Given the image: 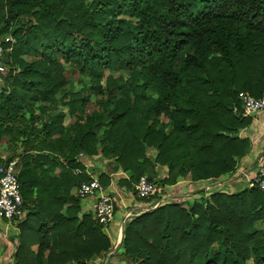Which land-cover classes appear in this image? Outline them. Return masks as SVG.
I'll return each mask as SVG.
<instances>
[{"label":"trees","instance_id":"obj_1","mask_svg":"<svg viewBox=\"0 0 264 264\" xmlns=\"http://www.w3.org/2000/svg\"><path fill=\"white\" fill-rule=\"evenodd\" d=\"M2 35L16 42L2 57L0 142L9 138V154L0 161L17 158L26 210L15 264H89L111 250L92 215L75 219L70 190L91 180L81 152L128 172L118 183L135 193L140 176L158 181L163 166L165 186L219 179L251 149L239 134L252 123L239 93L264 92V0H0ZM63 63L81 67L89 84L75 91ZM181 200L124 223L131 264H264V233L254 227L264 192L217 191L188 208ZM63 210L68 217H54Z\"/></svg>","mask_w":264,"mask_h":264},{"label":"crops","instance_id":"obj_2","mask_svg":"<svg viewBox=\"0 0 264 264\" xmlns=\"http://www.w3.org/2000/svg\"><path fill=\"white\" fill-rule=\"evenodd\" d=\"M3 87V83L0 79V88ZM38 115V112H36ZM258 120L252 122L247 130V138L251 142V149L247 155H245L238 163L237 168L241 167L244 164H252V169L255 170V161L258 157H264V113L257 117ZM73 119L70 117H66L64 124H71ZM41 137V136H40ZM41 141V138L36 139L34 146L37 145ZM253 141V142H252ZM9 138L3 137L0 142V158L6 159L9 154ZM17 146H21L20 142L17 143ZM28 151L32 154H40V155H49L47 151H39L28 149ZM152 154H156L154 149L150 150ZM22 153V149L17 151V154ZM52 157L51 155H49ZM255 157H257L255 159ZM80 162L85 166V171L90 179L97 178L100 181L102 175H106L110 177L109 185L106 186L108 193L111 195L115 202V215L113 220L106 226H103V233L110 239L111 244L113 246V250H110L108 253H102L100 255L94 256L88 263L89 264H121L125 262L126 264L130 263L122 255L120 249V241L121 237L119 236V230L122 233V222H124L125 212L134 211L141 213V210H144L150 202L145 200L137 199L136 194L132 192L125 186H121L118 182L121 180H129L130 174L128 172H124L121 169H116L112 166V160L104 158L100 153L97 155L87 156L84 154L83 157H79ZM62 159L60 158V162ZM64 162V161H63ZM168 167L163 166L158 169L159 179H163L166 176ZM237 170V169H236ZM55 173L58 172V169L53 170ZM76 172H79L76 170ZM18 173V166H17ZM234 173V172H233ZM224 175L219 179H208V180H199L197 182H192L188 179L178 178L176 184L167 185L168 191L172 192V196L175 194L181 196L183 201L185 200H193L197 199L202 195V198L206 197L207 192H209L210 188H207L205 185H214V189L221 188L219 191H223L225 193L235 191V187L238 185L239 178H234V175ZM157 180V179H156ZM192 196H187L185 193L193 191V189L198 188ZM224 185H229V187L224 191ZM135 184H133L134 188ZM76 186H73L70 190V194L72 196L78 197L76 194ZM180 187V188H177ZM177 191H176V190ZM212 189V188H211ZM201 191V192H200ZM181 192V194H180ZM175 193V194H174ZM180 194V195H179ZM232 194V193H231ZM79 198V197H78ZM177 200L179 199L176 197ZM96 204V198L94 196H86L84 198H79V207L80 210L75 213V219L81 220L83 215H92L94 217V208ZM129 210V211H128ZM54 217L63 215L64 217H68L67 211H62L61 213L53 214ZM73 214L71 213L70 216ZM31 251L36 253L39 247L38 238L33 236L31 239ZM51 242H53V238L51 237ZM19 243V230L11 227L7 222H0V264H15L14 252Z\"/></svg>","mask_w":264,"mask_h":264},{"label":"built area","instance_id":"obj_3","mask_svg":"<svg viewBox=\"0 0 264 264\" xmlns=\"http://www.w3.org/2000/svg\"><path fill=\"white\" fill-rule=\"evenodd\" d=\"M15 39L7 35L0 40V72L7 73L8 68L2 62V57L6 52L12 50ZM4 43H9L4 46ZM239 98L242 102V116L251 118L252 122L258 120V116L264 113V92L256 98L247 92H240ZM240 137H247V130L240 131ZM253 142V141H252ZM81 152L79 157H83ZM257 157H255L256 159ZM255 170L252 164H244L236 168L233 173L234 178L242 180L247 189L258 188L264 192V157L260 156L255 161ZM168 187L155 180L152 181L147 175L139 177L134 186L135 194L138 198L152 199L155 204L152 209L166 203V192ZM76 194L79 198L94 196L96 204L94 208V218L97 223L106 226L114 218L115 202L97 178H92L88 182H82L76 187ZM26 210L23 205L21 186L17 177V158L0 161V222H7L14 229L25 217ZM129 215V214H128Z\"/></svg>","mask_w":264,"mask_h":264},{"label":"rangeland","instance_id":"obj_4","mask_svg":"<svg viewBox=\"0 0 264 264\" xmlns=\"http://www.w3.org/2000/svg\"><path fill=\"white\" fill-rule=\"evenodd\" d=\"M88 1H91V0H88ZM5 36H7V35H2L1 37H0V40H3L4 39V37ZM11 36V35H10ZM33 56H35L34 55V53L33 52H30L28 55H27V59L28 60H31L32 58H33ZM81 67H72L71 65H69V64H66V63H63V69H64V75L66 76V78L70 81V83H72V85H73V87H74V89H75V91H77V90H79V89H81L84 85H87V84H89V78H90V76H89V74L88 73H86V72H83V71H81V69H80ZM113 74V76H118L117 74V72H114V73H112ZM105 76H107L108 75V72L106 71L105 72V74H104ZM59 96H60V94H58ZM92 103V108H97V105H94V102H91ZM94 106V107H93ZM60 109L61 110H63V111H66L67 110V108H66V106H60ZM160 183H161V181H159ZM207 188H210L209 189V192H207V194H206V199H208V201H209V199H210V197L212 196V194H214V193H216L217 191L218 192H223V191H219V190H221L222 189V187L221 188H216V189H214V185H211V186H209V185H205ZM198 188H196V189H193V191H191V192H187V193H185V195L187 194V196L189 195V196H192L193 194H194V192L196 191V190H199V187H200V185H198L197 186ZM229 187V185H224V187H223V190L224 191H226V190H229V189H227ZM212 188V189H211ZM226 189V190H225ZM235 191H233V192H229L228 194H235V193H240V192H242L243 190H245L246 189V187H245V184H244V182L242 181V180H239L238 181V185L235 187ZM169 189H167V192H166V203H170V204H172V203H177V202H179L178 200H177V198L176 197H178V198H180L181 199V196H178V194H175L174 195V197L172 196L173 194H172V192L171 191H168ZM230 191V190H229ZM201 192V191H200ZM226 192H228V191H226ZM225 193V192H224ZM180 194H181V192H180ZM179 194V195H180ZM201 198H202V195L200 196V197H197V199H193V200H185V201H183V200H181L182 202H180V204H182V206H184V207H186V208H188V207H191L194 203H199L200 202V200H201ZM145 201H147V202H150V204L149 205H147L146 207H145V209L144 210H141V212H143V211H145V212H148V211H150L153 207H152V205L153 204H155V202H153L152 201V199L150 200V199H147V200H145ZM129 211V210H128ZM129 214V215H128ZM138 214H140L139 212H135L134 211V213L132 214V211H130V212H125V216H124V222H122L121 224H122V229H123V227H124V223L125 222H127V221H130V219L132 218V217H134V216H136V215H138ZM255 229H257V230H259V231H261V232H263L264 233V219H261V220H259L258 222H256L255 223ZM123 231V230H122ZM119 236L121 237V241H120V249H121V253H122V255L124 256V253H123V246H122V243H123V232L121 233L120 232V230H119ZM111 250H113V246H112V248H111ZM125 258L128 260V262H130V263H128V264H131V261H130V259L129 258H127L126 256H125ZM121 264H126L125 262H123V263H121Z\"/></svg>","mask_w":264,"mask_h":264}]
</instances>
